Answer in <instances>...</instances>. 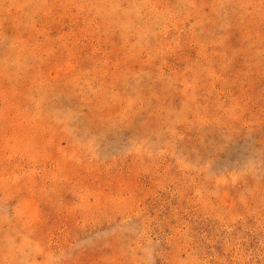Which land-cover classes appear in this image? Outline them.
Returning a JSON list of instances; mask_svg holds the SVG:
<instances>
[{
  "label": "rangeland",
  "instance_id": "obj_1",
  "mask_svg": "<svg viewBox=\"0 0 264 264\" xmlns=\"http://www.w3.org/2000/svg\"><path fill=\"white\" fill-rule=\"evenodd\" d=\"M0 264H264V0H0Z\"/></svg>",
  "mask_w": 264,
  "mask_h": 264
}]
</instances>
